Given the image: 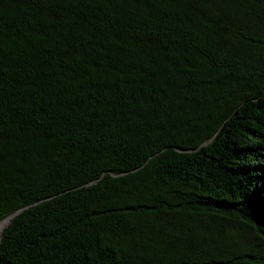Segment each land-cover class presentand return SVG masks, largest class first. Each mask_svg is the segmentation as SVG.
<instances>
[{
	"label": "trees",
	"instance_id": "16d2710c",
	"mask_svg": "<svg viewBox=\"0 0 264 264\" xmlns=\"http://www.w3.org/2000/svg\"><path fill=\"white\" fill-rule=\"evenodd\" d=\"M0 264H264V0H0Z\"/></svg>",
	"mask_w": 264,
	"mask_h": 264
},
{
	"label": "rangeland",
	"instance_id": "374dc122",
	"mask_svg": "<svg viewBox=\"0 0 264 264\" xmlns=\"http://www.w3.org/2000/svg\"><path fill=\"white\" fill-rule=\"evenodd\" d=\"M6 224H7L6 220H4L0 223V233H1L2 229L6 226Z\"/></svg>",
	"mask_w": 264,
	"mask_h": 264
}]
</instances>
